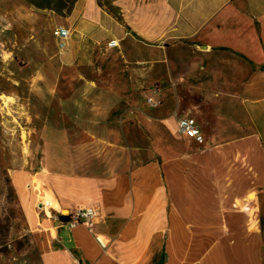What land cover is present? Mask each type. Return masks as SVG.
<instances>
[{
	"label": "crops",
	"instance_id": "obj_1",
	"mask_svg": "<svg viewBox=\"0 0 264 264\" xmlns=\"http://www.w3.org/2000/svg\"><path fill=\"white\" fill-rule=\"evenodd\" d=\"M39 10L0 0V66L28 86L31 148L46 151L42 170L11 181L28 227L47 232L41 264H264V0ZM181 116L201 144L177 133ZM88 207L92 233L53 218Z\"/></svg>",
	"mask_w": 264,
	"mask_h": 264
},
{
	"label": "rangeland",
	"instance_id": "obj_2",
	"mask_svg": "<svg viewBox=\"0 0 264 264\" xmlns=\"http://www.w3.org/2000/svg\"><path fill=\"white\" fill-rule=\"evenodd\" d=\"M22 1L38 11L39 8H35L33 5L45 8L50 0ZM61 1L54 0L50 6L51 10L61 14L62 12L59 11ZM5 40L7 41L0 36V50L3 47V41L6 42ZM6 44L8 47L11 45L10 41H7ZM17 57L19 58V56ZM17 57L14 56L16 60L14 65L17 66L16 62L22 65L21 61H18L20 58L17 59ZM30 74L31 71L27 69L18 72V76L24 79L28 78ZM15 76L17 75L15 74ZM12 77H14V73L9 65L4 70L0 66V94L12 97L13 93H18L19 98L20 96L24 99L27 98L28 86L13 87L10 82ZM31 112L27 102L22 101L21 98L13 99V101L11 98L0 100V264H41V255L47 248L48 242L45 239L47 232L38 230L41 229V225L37 223V225L35 224L36 229L28 227L11 184L15 174L28 175L27 173L39 172L44 168L42 163L45 161L46 151L31 148L34 138V135L28 132V117ZM33 187L35 186L32 184ZM42 195L43 190H37L34 200L37 211H40L39 205H43L46 210L49 207L43 201ZM46 199L48 202L50 201L48 197Z\"/></svg>",
	"mask_w": 264,
	"mask_h": 264
},
{
	"label": "built area",
	"instance_id": "obj_3",
	"mask_svg": "<svg viewBox=\"0 0 264 264\" xmlns=\"http://www.w3.org/2000/svg\"><path fill=\"white\" fill-rule=\"evenodd\" d=\"M52 37L56 43L58 51H63L70 37V32L67 28L57 26L52 30ZM117 41H110L107 43L108 48L117 47ZM160 89L158 87H152L150 93L146 98V104L150 108H156L160 104L159 100ZM177 133L188 139L193 140L197 144L203 142V136L200 129L196 125V121L189 116H181L177 119L176 125ZM40 211L44 214L47 213L43 205H39ZM58 217L53 216L54 219L60 221V217H68V220L61 221L68 229H74L78 226L84 227L88 232L92 233L95 221L98 218V211L92 207L88 208H76L70 212H62Z\"/></svg>",
	"mask_w": 264,
	"mask_h": 264
},
{
	"label": "trees",
	"instance_id": "obj_4",
	"mask_svg": "<svg viewBox=\"0 0 264 264\" xmlns=\"http://www.w3.org/2000/svg\"><path fill=\"white\" fill-rule=\"evenodd\" d=\"M76 0H62L61 2H60V9H59V11L60 12H64V13H66V12H69L70 11V9L72 8V6H73V4H74V2H75ZM54 2V0H50L48 3H47V5H46V9H49V10H51L52 8L50 7L51 6V4ZM33 6H35V8H39V9H42L43 7L42 6H40V5H33ZM45 8H43V9H45Z\"/></svg>",
	"mask_w": 264,
	"mask_h": 264
},
{
	"label": "water",
	"instance_id": "obj_5",
	"mask_svg": "<svg viewBox=\"0 0 264 264\" xmlns=\"http://www.w3.org/2000/svg\"><path fill=\"white\" fill-rule=\"evenodd\" d=\"M67 220H68V217H60V221L65 222V221H67Z\"/></svg>",
	"mask_w": 264,
	"mask_h": 264
},
{
	"label": "bare ground",
	"instance_id": "obj_6",
	"mask_svg": "<svg viewBox=\"0 0 264 264\" xmlns=\"http://www.w3.org/2000/svg\"><path fill=\"white\" fill-rule=\"evenodd\" d=\"M1 98V97H0ZM4 104H5V102H4Z\"/></svg>",
	"mask_w": 264,
	"mask_h": 264
}]
</instances>
